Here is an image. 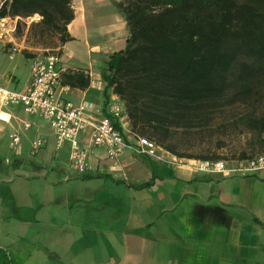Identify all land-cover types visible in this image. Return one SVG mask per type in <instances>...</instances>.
<instances>
[{
	"label": "crops",
	"instance_id": "0c3cea01",
	"mask_svg": "<svg viewBox=\"0 0 264 264\" xmlns=\"http://www.w3.org/2000/svg\"><path fill=\"white\" fill-rule=\"evenodd\" d=\"M71 7L72 39L59 47V65L67 73L87 72L89 85L72 87L66 96L75 105L102 108L101 72L110 55L125 47L126 22L113 0H71ZM18 42L27 77L18 78L17 67L7 75L0 66V82L21 92L29 84L31 57L23 52L24 38ZM3 111L0 249L15 264H264V170L248 176L200 173L158 150L154 157L127 150L112 161L83 133L78 139L88 147L91 168L78 174L62 151L69 142L56 148L42 118L21 106ZM27 122L24 136L39 134L44 145L34 151L23 139L14 153L10 136ZM11 154L15 162L6 163ZM31 156L38 162L23 171ZM63 162L73 173H65Z\"/></svg>",
	"mask_w": 264,
	"mask_h": 264
},
{
	"label": "trees",
	"instance_id": "16d2710c",
	"mask_svg": "<svg viewBox=\"0 0 264 264\" xmlns=\"http://www.w3.org/2000/svg\"><path fill=\"white\" fill-rule=\"evenodd\" d=\"M113 3L128 37L102 69L104 99L118 96L133 132L192 123L228 93L233 102L245 101L264 80V0ZM34 14L41 20L27 24ZM6 15L19 18L16 35L24 38L28 58L44 50L59 54L72 39L67 30L74 18L71 0H9L0 8V16ZM62 83L85 89L89 78L83 71L66 73ZM252 127L264 133V114ZM0 264L15 262L0 249Z\"/></svg>",
	"mask_w": 264,
	"mask_h": 264
},
{
	"label": "built area",
	"instance_id": "2783aa9c",
	"mask_svg": "<svg viewBox=\"0 0 264 264\" xmlns=\"http://www.w3.org/2000/svg\"><path fill=\"white\" fill-rule=\"evenodd\" d=\"M5 1L0 0V8ZM41 16L34 14L25 19L27 24L39 22ZM18 17L0 16V54L12 58L20 52L16 35ZM59 54L54 51H38L30 58L29 84L24 91H12L0 86V120L7 121L4 109L21 106L31 116L42 118L56 140V148L65 141L70 142L69 166L84 174L91 167L88 163V147L79 142L80 134H89L92 146H103L107 158L116 161L127 150L140 155L154 157L158 146L153 140L142 137L125 127L128 123L122 102L115 94L109 95L101 107L82 101L75 105L66 94L71 86L62 83L67 70L59 65ZM85 74L87 72H84ZM25 128L30 123H24ZM20 145V134L10 136L9 148L16 153ZM44 140L31 143L32 150L43 147ZM6 163H9L7 158ZM179 162L191 170L207 174L226 176H248L264 170V153L228 163L224 160H197L181 158Z\"/></svg>",
	"mask_w": 264,
	"mask_h": 264
},
{
	"label": "rangeland",
	"instance_id": "374dc122",
	"mask_svg": "<svg viewBox=\"0 0 264 264\" xmlns=\"http://www.w3.org/2000/svg\"><path fill=\"white\" fill-rule=\"evenodd\" d=\"M25 32L26 29L22 27V34ZM25 63L26 59L20 53H16L12 58L4 57L0 61V66L2 69L6 68L7 75H12V70L17 67L18 78H26L28 70ZM2 69H0V73ZM0 86L4 85L0 82ZM11 86L6 89L15 91ZM263 114L264 80L243 102H233L231 93H228L226 97L218 101L215 107L195 117L192 123L160 128L157 131L145 129V134L138 130L136 133L148 136L153 140L159 148L158 152L164 151L177 159L224 160L231 163L264 153V133L259 134L252 127L253 120L260 118ZM125 127L131 129L129 122ZM25 130L27 128L23 125L22 129L16 130L20 134V144L24 139L30 143L31 147L33 140L39 138L44 140L42 136L33 132H28L24 136L23 131ZM50 140L55 141L53 137ZM66 147L67 143L64 144L62 151L70 154V146H68V150ZM8 158L10 163L15 162L12 154ZM38 159L33 156L27 158L23 171L33 170L31 165H36ZM63 164H65V173H73L66 167L68 163L63 162Z\"/></svg>",
	"mask_w": 264,
	"mask_h": 264
}]
</instances>
